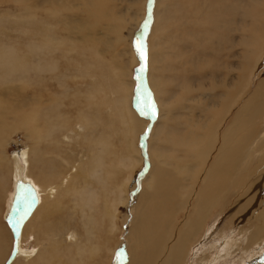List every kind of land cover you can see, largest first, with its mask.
<instances>
[{"label":"bare ground","instance_id":"bare-ground-1","mask_svg":"<svg viewBox=\"0 0 264 264\" xmlns=\"http://www.w3.org/2000/svg\"><path fill=\"white\" fill-rule=\"evenodd\" d=\"M17 1L20 0L15 2ZM188 1L191 5L192 0ZM201 1H203L202 6L195 11L200 20L191 27L197 31V34L188 37L193 38L192 41L185 44L188 39L186 38L182 43L172 47L170 38L164 36L161 41L152 40L149 45V72L153 75H156L157 71L167 69L158 64L159 60L155 54L158 47H168L169 50L162 51L166 54L180 48H188L196 54V62L188 65V68L192 72V78L198 80L200 84L194 90L193 96L189 95L192 91L190 89L188 93L182 92L180 99L195 101L193 98L196 97L201 100L198 110L195 107H189L187 113L182 112L185 108L182 103L176 109H171V105L166 104L167 111L163 115L162 130L167 126L170 127V122L175 120L178 121L179 133L164 139L168 145L157 142L158 152L151 151L149 142L147 144L151 167L142 180L141 190L135 195V200H138L141 205L135 217L137 220L129 232V234L132 233L134 240L132 248L128 245L127 250L132 253L134 250L136 253L129 259L128 264H185L195 234L202 221L205 222L204 216L215 208L223 213L226 206H229V218L240 217L253 220L251 229L253 232L248 235L250 242L260 240L264 234V76L258 79V68L264 59L262 55L264 54V0L259 2L251 0V8L246 18L239 14L238 3L242 0H194L196 4H200ZM46 2L48 5L40 8L41 16L45 19L42 26H36L32 28L34 30H31L41 33L40 36L36 32L38 38L35 41L41 51H45V47L41 45L44 43L53 47V42L55 44L60 42L61 46L63 42H68L69 46L65 48L70 50L78 46L83 55V62H81L83 65H81L85 68L82 76L94 71L98 78L94 85L89 86L90 88H95L102 83L101 80L105 79L103 74L106 78L112 76L113 70L118 69L117 55L109 53V56L104 55L99 58L85 55V51L96 52L98 40L93 33L95 26L100 25L97 19L101 17L110 19L111 14L94 6L86 11V21L69 27L60 13L62 9L56 6V2L48 0ZM20 4V10L25 15L30 16L36 11L34 7L28 6L29 4ZM58 25L60 28L57 27ZM55 32L56 37L52 36ZM74 33L78 34L77 37L71 35ZM184 33L191 35V31ZM8 48V45H0V74L7 69H12V65L17 62V56L12 54L10 65H4L6 58H3V53ZM106 62L109 63L106 64ZM166 62L170 63L169 60ZM246 69L247 72H245ZM125 82L127 84L122 83L120 89L122 92L126 90L127 95L132 98L129 81L125 80ZM156 87L158 84L154 83L153 88ZM158 95L159 97L155 100L161 107V95ZM37 104L38 108L32 103L28 104V108L26 105L27 109L16 112L11 122L15 127L26 128L38 142H44L41 146L34 141L31 153L27 150L21 152V158L26 160V167L28 166L23 177L24 182H22L25 186L22 187L31 199L30 208L33 214L29 215L30 217L23 225L21 234L18 236L20 240L15 245L14 256L16 257L13 256L14 260L11 262L53 264L54 261L55 264L58 258L59 264H85L87 261L89 264L93 261V264H96V261L90 258L98 256L101 250L98 252L99 247L92 240L96 231L94 225L92 228V223H95L93 214L84 223L87 236L86 242L82 245L71 240L67 242L66 234L64 239L61 236L59 240H53V237L57 235V229L48 225L51 222L53 224L52 220L45 222V218L56 211V202L59 205V198H63L64 193L67 192L69 196L79 198L78 206L82 211L85 207L90 209V199H92V205L100 202L103 209L99 213V218L108 216L111 222L110 229L114 227L112 209L115 208L116 200L113 194L124 191V185L130 182L131 175L126 178V183L117 189L111 186L109 180L111 173L114 175L117 167L134 166L133 153L138 152L134 142L137 131L135 112L131 105L129 110L124 96L112 100L115 115L109 118V123L121 122L122 124L117 122L118 127L121 128L119 133H124L125 136V132H128V138L131 140L124 142L125 156L106 169L110 172L108 178L103 181L98 177L101 190L97 194L98 190L97 192L94 188L87 190L86 185H78L74 181L79 173L84 177L96 175L93 179H97V169L104 170L100 166L102 162L107 163L111 160L108 156L110 137L104 134L93 136L90 143L92 148L88 146L90 152L88 161L79 169L78 164L74 172H70V168L73 170L75 161L72 151L69 152L64 140L68 137L65 134L68 112L61 109L62 103L59 99H55L44 107H39V101ZM68 104L74 105L71 101ZM92 107H97L96 97H87L85 108L75 107L78 114V119L75 120L76 128H82L84 125L92 127L98 122L89 110ZM198 112L200 117L196 116ZM173 113H176V116ZM60 130L64 132L59 133ZM2 134L0 137L3 136ZM46 141L50 144H46ZM47 153L52 154L55 162L47 158ZM169 153H177V156H181L180 163L177 159H171L173 155H168ZM31 157H38L39 163L31 162ZM31 165L34 168L33 171L30 170ZM23 169L17 155L11 160L7 159L5 154L0 158V202L4 198L3 193L7 191L8 173L15 172V178L21 177ZM35 185L38 186L37 190ZM16 200L9 215L16 212L25 213L28 204L20 199V196ZM180 213H183V218L178 221ZM23 221L21 220L22 223ZM251 223L252 221L250 225ZM99 230L101 231V228ZM9 232L0 223V264H4L10 250L6 242L8 239L11 240ZM68 234L70 238L75 236L73 231ZM31 236L35 237L36 245L38 240L49 239L45 249L42 247L44 250H39L37 255L34 254V250L25 251L21 246L22 241ZM106 242L105 239L103 243ZM72 244L73 247H71ZM261 252H257L258 256L251 259L249 264H264V253L261 255L259 254ZM18 255H21L23 259H17ZM98 257L100 258V255ZM205 257L208 256L205 255ZM106 262L110 264L109 260H105Z\"/></svg>","mask_w":264,"mask_h":264},{"label":"rangeland","instance_id":"rangeland-1","mask_svg":"<svg viewBox=\"0 0 264 264\" xmlns=\"http://www.w3.org/2000/svg\"><path fill=\"white\" fill-rule=\"evenodd\" d=\"M15 1L0 0V45H8L9 47L3 53V58H6L4 65H10L12 54L17 56V62L12 65V69H7L3 74H0V131H2L0 134L3 133V136L0 137V158L5 154L6 158L11 160L13 156L17 155L24 171L22 170L21 177L17 178H15V172L8 173L7 191L3 193L4 198L0 202L2 211L0 223L3 228L5 226L10 231L11 235V240H6L10 250L4 260V264H17L19 262H11L14 260L12 257L16 251L15 245L20 240L18 236L21 234L25 221L33 214L30 208L31 199L24 192L23 187L25 184L22 183L24 182L23 177L28 166L26 167V160L21 158V152L27 150L31 153L34 141L38 142V140L32 137L26 128L15 127L11 124L16 112L27 109L30 103L38 108L37 101H39V107H44L55 99L61 100V109L68 112L67 127L65 129V134L68 137L64 138L62 136V138L67 143L69 152L72 151L71 154L75 161L73 170L70 168V172H74V168H77L78 164L79 169L83 163L88 161L89 148H92L90 143L93 136L108 135L110 137V154L108 156L111 160L107 161V163L102 162L100 166L104 170L97 169L96 180L93 179L96 175L84 177L79 173L74 181L78 185H86L87 190L91 188H94L96 192L98 190V194L100 193L99 190H101L98 177L103 181L108 178L110 172L106 171V169L109 168L110 164L120 161L125 156L124 142L131 140L128 138V132H125V136L124 133H119L121 129L117 124L119 121L109 123V118L115 115L112 100L117 99L119 96H124L129 110L131 105L132 110L135 112V128L137 131L134 142L138 147V152L133 153L135 161L133 167H117L114 175H112L113 173L110 175L109 183L115 189L126 183V178L131 175L130 182L124 185V191L113 194L116 200L115 208L112 209L114 227L110 229L111 222L108 220V216L102 219L99 218V213L103 209L100 202H96L95 206L91 204L92 199H90L89 207L91 211L88 207H85L84 211H82L78 206L79 198H73L67 192L64 193L63 198H59V205L56 202V211L46 217L45 222L49 219L50 221L52 220L54 225L51 224L52 222L48 225L57 229V235L53 237V240H59L61 236L64 239L66 234L67 242L71 240L82 245L86 242L87 236L84 223L93 214L95 223H92V228L94 225L96 231L92 240L99 247L98 252L101 250V253L98 254L100 258L95 256V258L90 259L95 260L96 264L98 262L107 264L105 260H109L110 264H128L129 259L136 253L134 250V254L127 250L128 245L132 248L134 240L132 233L129 234V232L137 220L135 217L141 205L138 200H135V195L141 190L142 180L146 177L151 167L148 159L147 144L149 142L148 146L151 151L158 152L157 142L162 145H168L164 139L179 133V129H177L178 121L175 120L170 122V127L167 126L162 130L163 115L167 111L166 104H170L171 109H176L182 103V105H185L182 112L187 113L189 107H195L198 110L200 108L199 101L201 100L196 97L193 98L195 101L180 99L181 93H188L190 89L192 91L189 92V95L193 96L194 90L200 84L198 80L192 78V72L188 68V65L196 62V54H193L188 48L174 49L166 54L162 51L169 50L168 47H158L155 50L156 58L159 60L158 64L167 69L157 71V74L153 75L152 72H149V45L152 40L161 41L164 36H168L172 47H174L182 43L186 38L195 36L197 31L191 27L200 20L199 15L195 11L202 6L203 1L200 4H196L192 0L190 5L188 0H48L56 2V6L62 9L60 13L69 27L86 21V11L89 8H94V6H96L95 8H101L107 14H111L110 19L105 17L97 19L100 25L95 26L93 34L98 40V46L95 53L85 51V55L99 58L104 55L107 56L109 53L115 54L118 57V69H116L117 72L113 70V75L108 78L103 74L105 79L101 80L102 83L95 88L89 87L94 85L98 79L94 71H91L92 73L87 72L84 77L82 76L85 68L82 67L83 55L79 51L78 46L70 50L65 48L69 46L68 42H63L64 46H61L60 42H56V44L53 42V47H49L44 43L41 45L45 47V51H41L40 46L35 43L38 38L36 32L40 36L41 33L31 30H34L32 28L36 26H42L45 19L41 16L40 8L46 4L48 5L47 0ZM20 3L29 4L28 6L34 7L36 11L30 16L25 15L20 10ZM238 4L239 14L246 18L252 1L242 0ZM57 27L60 28V25ZM26 30L28 31L25 32ZM189 31H191V35L184 33ZM56 35V32L52 34L54 37ZM71 35L77 37L78 34L74 33ZM192 40L193 38H188L185 44ZM138 47L140 52L143 53V59L140 52L137 51ZM262 55L264 56V54ZM167 60L170 63H167ZM262 62L258 68V79L264 76V59ZM108 63L106 62V64ZM245 72H247V69ZM125 80L129 81V90L132 98L127 95L128 92L126 90L122 92L120 89L122 83L127 84ZM154 83H157L158 87L153 88ZM158 94L161 95V107L155 100V98L159 97ZM87 97H96L97 107L89 108V110L98 122L92 127L84 125L82 128H76L75 120L78 119V114L75 107L85 108ZM69 101L74 105H69ZM199 112L196 115L197 117H200L198 116ZM173 115L176 116V113H173ZM177 115L184 116L181 114ZM119 123L122 124L121 122ZM259 124L261 125V122ZM61 132H64V130L59 131V133ZM38 143L41 146L44 145L42 141ZM47 143L50 144V142L46 141ZM42 148L48 149L47 147ZM168 155H173L171 159H177L178 162L179 157H181L177 156V153H169ZM47 158L54 161L51 153H47ZM30 161L39 163L38 157H31ZM169 166L172 167V165ZM30 167V170L32 169L33 171L32 165ZM42 168L44 167L42 166ZM35 189H38L37 185H35ZM18 195L29 206L27 205L25 213L16 212L13 215H9L11 207L17 202L16 199L19 198ZM228 215L229 206H226L223 213L218 211V208L207 212L204 216L205 222L202 221L199 232L197 231L195 234L185 264H249L251 259H255L254 257L258 256L257 252L262 251L259 253L261 255L264 253V234L260 240L249 241L248 235L253 232L251 230L253 228V220L250 218L241 219L240 217L232 219ZM182 218L183 213L178 214V221ZM21 220H24L23 223ZM230 220L232 221L229 222ZM248 226L251 228L248 229ZM100 228L101 231L99 230ZM72 231L75 236L70 238L67 233ZM34 238L31 236L29 239L23 240L22 249L25 251L34 250V254L38 253L39 250H44L49 239H45L46 241H43L44 238L40 241L38 240L36 245ZM105 239L107 242L104 244ZM71 247H73V244ZM111 249L112 252H110ZM205 255L208 257L206 258ZM17 259L20 260L23 257L18 255ZM59 262L60 260L57 258L55 264H59ZM93 263L94 261L91 264ZM85 264H89V262L87 261Z\"/></svg>","mask_w":264,"mask_h":264},{"label":"snow or ice","instance_id":"snow-or-ice-1","mask_svg":"<svg viewBox=\"0 0 264 264\" xmlns=\"http://www.w3.org/2000/svg\"><path fill=\"white\" fill-rule=\"evenodd\" d=\"M137 51L140 52V48H139V47L137 48ZM140 54H141V58L143 59V58H144V57H143V53L140 52Z\"/></svg>","mask_w":264,"mask_h":264}]
</instances>
